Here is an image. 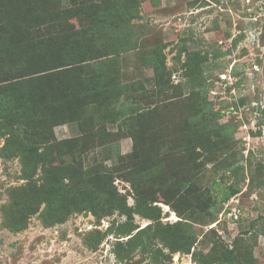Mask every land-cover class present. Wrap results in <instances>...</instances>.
Segmentation results:
<instances>
[{"label": "rangeland", "instance_id": "rangeland-1", "mask_svg": "<svg viewBox=\"0 0 264 264\" xmlns=\"http://www.w3.org/2000/svg\"><path fill=\"white\" fill-rule=\"evenodd\" d=\"M0 264H264V0H0Z\"/></svg>", "mask_w": 264, "mask_h": 264}, {"label": "trees", "instance_id": "trees-1", "mask_svg": "<svg viewBox=\"0 0 264 264\" xmlns=\"http://www.w3.org/2000/svg\"><path fill=\"white\" fill-rule=\"evenodd\" d=\"M113 41L115 43V53L116 54H118L120 52V50L129 49V47H128L129 44L126 43L125 41H122V39L120 37L115 38ZM90 60L91 59H87V60H85V62H90ZM94 60H97V59H94ZM150 61L153 64H155L154 65L155 66V69H156V71H158L159 67L161 66V61L158 60V59L156 60V62H154L152 60H150ZM66 67L69 68L70 65H66ZM99 67H102V66L99 65ZM93 75H94L93 78H91V77H88L87 78L84 75H81V73H79V75H70L74 79L73 78L69 79L70 76L66 77L65 79H69V80H67V85H66L69 90L71 88L70 86H71L72 82H73L74 85H76L74 87L76 90L72 94V96H74L79 91L80 88H84V86H86V87L87 86H90L92 88V87H94L96 85L94 91L101 90V88H102L103 85H104V88H107L106 87V82H105V77H104V81L101 80L102 76L104 75L101 71H99V70L98 71H95ZM97 76H98V81L97 80H93ZM63 90H64V88H63ZM119 90H120V94H123V95L125 94L124 91H122L121 89H119ZM205 92H206V89H204V87L203 88L200 87L198 89V93L199 94H204ZM108 98H110V99L107 100V101H111L109 104L113 106V102H114L113 97L109 95L107 97V99ZM131 98L133 100V97H131ZM26 100L27 101H25L22 98V101H23L22 102V105H21V107H23L22 108V111H24V109H26L27 106H30L29 103H28L30 100L29 99H26ZM71 101H72V99H71ZM19 110H20L19 113H21V109H19ZM141 110H142V105H140L138 103L137 104L136 103L135 104H131V105H128L127 104L124 108L121 107L120 109H117V111L114 114L116 115L115 122L119 124V130H122L123 128H126L127 129V127H128V130H130V131L133 130V127L130 125V124H132V121H133V118H132L133 116L132 115L141 112ZM193 115L194 116H192L190 118V125L188 127L189 131H196V130H198L199 129V127H198L199 122H201L204 119V116H202L200 112H196L195 111V113ZM135 139H136V137H135ZM28 155H30L29 157H31L33 155L35 157V162L36 163L42 162V159L39 158V155H37L36 150H33V151L31 150L28 153ZM184 184L185 185H188L189 184V181L184 182ZM231 189L232 190H235L236 192H238V190H239L238 187H233V186L228 187V188L221 187V185H219L218 182H215V181H213L211 183V185L209 187L210 192H212L213 194L219 195V201L214 204V208H217L220 204H224L225 202H227L229 200V198L232 195ZM115 194H113L111 196V199H110L111 200L110 203L114 205V207H112V210H114L115 208H118V205H119V202H120V201H118L117 195H115ZM112 198H114V199H112ZM33 200L34 201L29 200L28 202L31 204V206L37 207L41 203H44L46 200H51V199L49 197H46L44 195V193H42V195H39L38 194V198L37 199H33ZM126 210L127 211H131V212H135L137 214H141V209H139V207H137L136 209H132V208H128L127 207ZM243 220L244 219H241L240 218V215H239L238 216V219L236 221H231V222L239 223L240 221H243Z\"/></svg>", "mask_w": 264, "mask_h": 264}, {"label": "built area", "instance_id": "built-area-1", "mask_svg": "<svg viewBox=\"0 0 264 264\" xmlns=\"http://www.w3.org/2000/svg\"><path fill=\"white\" fill-rule=\"evenodd\" d=\"M230 213V212H229ZM238 216L239 215H237L236 213L234 214V216H232L231 218H230V220L231 221H236L237 219H238Z\"/></svg>", "mask_w": 264, "mask_h": 264}]
</instances>
